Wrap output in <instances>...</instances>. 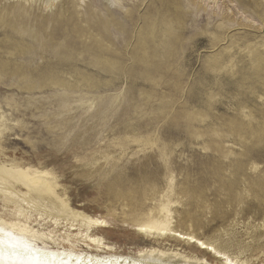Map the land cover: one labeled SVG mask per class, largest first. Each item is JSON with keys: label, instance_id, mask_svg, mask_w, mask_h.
Masks as SVG:
<instances>
[{"label": "rangeland", "instance_id": "1", "mask_svg": "<svg viewBox=\"0 0 264 264\" xmlns=\"http://www.w3.org/2000/svg\"><path fill=\"white\" fill-rule=\"evenodd\" d=\"M0 164L46 173L113 250L29 208L60 244L220 264L136 229L164 198L178 231L264 264V0H0Z\"/></svg>", "mask_w": 264, "mask_h": 264}, {"label": "bare ground", "instance_id": "2", "mask_svg": "<svg viewBox=\"0 0 264 264\" xmlns=\"http://www.w3.org/2000/svg\"><path fill=\"white\" fill-rule=\"evenodd\" d=\"M38 29L36 33L40 37L42 36L41 25ZM31 174L29 175L28 170L17 169L13 166L6 168L0 164V184L4 185L0 186V195L4 197V201L7 199L6 203L12 204L13 215H15V220L14 218H0V236L5 241L3 248L0 249V264H210L196 257L186 259L184 255L177 252L165 255L159 251L151 253L145 250L146 252L139 251L135 255L112 252L98 254L75 248L71 243L69 246L64 243L60 244L49 232L40 231L29 224L27 220L31 218L32 211H36L39 215L38 218L44 222L46 218H41L42 215L54 217L51 222L54 229L65 222L68 227L64 231L67 230V233L71 235L72 230H77L75 234H72L74 240L89 241L90 244L96 246L98 251L113 250L112 246L107 245L100 236L93 235L96 231L99 232L108 227L106 220L80 211H71L65 207L61 208L60 205L64 206L65 203L58 196H54V184L47 181L46 173L35 171ZM17 184L20 185L18 187L25 189L23 193L20 194L19 191L17 194V188L16 193H12L14 190H7L12 186L16 187ZM26 193L29 198L23 196ZM20 195L23 197L21 198ZM153 200L155 199L153 198ZM170 203L171 200L164 198L157 200V204L150 211L141 213L143 215L141 220H135L136 229L146 236H174L207 252L213 250L217 253L215 255L220 258V264H247L229 255L220 254V251L215 250L211 243L192 233H182L171 226L168 210ZM29 208H32L31 212L28 211ZM52 211L60 213L61 217H55L52 215ZM22 216L26 220H21ZM66 242L68 243V241Z\"/></svg>", "mask_w": 264, "mask_h": 264}, {"label": "snow or ice", "instance_id": "3", "mask_svg": "<svg viewBox=\"0 0 264 264\" xmlns=\"http://www.w3.org/2000/svg\"><path fill=\"white\" fill-rule=\"evenodd\" d=\"M4 243H5V241H4L3 237L0 236V249L3 248Z\"/></svg>", "mask_w": 264, "mask_h": 264}]
</instances>
